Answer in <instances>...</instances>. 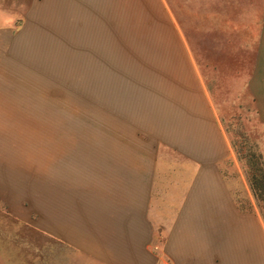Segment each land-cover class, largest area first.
Returning <instances> with one entry per match:
<instances>
[{
    "label": "crops",
    "instance_id": "crops-1",
    "mask_svg": "<svg viewBox=\"0 0 264 264\" xmlns=\"http://www.w3.org/2000/svg\"><path fill=\"white\" fill-rule=\"evenodd\" d=\"M67 1L76 25L88 0ZM156 1L169 41L153 31V0H140L148 41L136 56L123 46L129 55L111 68L120 104L90 122L87 145L58 142L55 193L42 188L41 264H264L258 203L246 179L239 197L224 171L237 165L236 97H264V58L255 41L242 55L223 24L192 40L171 0L168 18ZM96 2L106 54L109 17L124 2Z\"/></svg>",
    "mask_w": 264,
    "mask_h": 264
},
{
    "label": "rangeland",
    "instance_id": "rangeland-1",
    "mask_svg": "<svg viewBox=\"0 0 264 264\" xmlns=\"http://www.w3.org/2000/svg\"><path fill=\"white\" fill-rule=\"evenodd\" d=\"M155 1L153 31L169 41L171 32L163 30L166 23ZM123 2L109 17L115 24L109 34L110 51L104 54L98 46L103 47L100 30L107 22L96 0H88V9H81L77 27L67 0H0V8L20 17L13 28H0V264H41L42 188L45 181L49 197L55 193L58 142L77 138L87 145L90 122L104 120L105 113L99 111L120 104L115 92L122 86L111 68L116 58L129 55L121 54L123 46L135 56L144 50L138 44L148 41L142 37L149 13L140 0ZM171 2L182 30L189 26L192 40L200 35L205 40L223 24L229 32L235 29L236 49L242 55L250 56L259 47V58H264V0ZM169 3L160 0L167 18ZM253 41L256 46L249 49ZM232 131L237 165L226 164L224 171L240 197L252 153L260 154L264 163V97H236ZM255 200L264 217V200Z\"/></svg>",
    "mask_w": 264,
    "mask_h": 264
},
{
    "label": "trees",
    "instance_id": "trees-1",
    "mask_svg": "<svg viewBox=\"0 0 264 264\" xmlns=\"http://www.w3.org/2000/svg\"><path fill=\"white\" fill-rule=\"evenodd\" d=\"M238 157H240V159L244 158L242 156ZM250 158L251 159L248 161V167L250 170L247 171L249 186L254 197L258 201L264 200V163L258 153H252Z\"/></svg>",
    "mask_w": 264,
    "mask_h": 264
},
{
    "label": "clouds",
    "instance_id": "clouds-1",
    "mask_svg": "<svg viewBox=\"0 0 264 264\" xmlns=\"http://www.w3.org/2000/svg\"><path fill=\"white\" fill-rule=\"evenodd\" d=\"M21 7H23V5H21ZM18 18L20 17L17 13L10 12L4 8H0V28H13Z\"/></svg>",
    "mask_w": 264,
    "mask_h": 264
}]
</instances>
